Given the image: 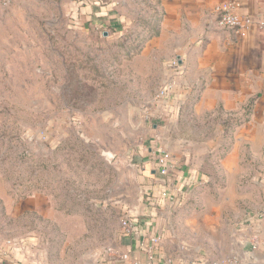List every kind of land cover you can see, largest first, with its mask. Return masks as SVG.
Masks as SVG:
<instances>
[{"label":"rangeland","instance_id":"374dc122","mask_svg":"<svg viewBox=\"0 0 264 264\" xmlns=\"http://www.w3.org/2000/svg\"><path fill=\"white\" fill-rule=\"evenodd\" d=\"M79 1H0V246L20 264L120 259L121 218L141 195L133 160L154 145L177 160L190 154L206 176L174 190L172 172L169 195H151L164 200L152 216L165 219L170 255L186 264L232 255L247 218L264 217V127H254V142L235 141L252 99L242 110L193 111L194 85L185 102L163 100L177 101L165 104L174 115H148L166 81L182 89L169 41L198 27L192 13L234 33L216 19L220 1L90 0L104 7L101 22ZM243 1L241 13L264 21V0ZM153 124L157 133L144 134Z\"/></svg>","mask_w":264,"mask_h":264},{"label":"crops","instance_id":"0c3cea01","mask_svg":"<svg viewBox=\"0 0 264 264\" xmlns=\"http://www.w3.org/2000/svg\"><path fill=\"white\" fill-rule=\"evenodd\" d=\"M79 2L81 3V12L85 13L87 20L101 22L100 19L96 18V13L104 11L103 6L94 7L95 5H92L93 2L91 3L90 0H80ZM197 2L205 7L208 4L211 6L215 0H197ZM243 3L242 0L240 10L244 9ZM198 11L196 14L192 13L191 15L194 19H191L192 21L198 20L200 23L198 27L196 28L194 25L190 28L187 27L188 30L182 40H175V37V42L172 39L169 41L170 52L176 51L177 56L180 57V61L184 65V73L180 81L182 89L179 88V93L175 92L172 96H175V98L181 97L182 102H185L192 95L187 87L199 85L201 90L198 95L197 93L195 95L192 109L199 112L209 110L217 103L224 110H242V105H246L248 98H251V110L247 116L248 120L244 124L245 131L236 134L235 141L254 142V127H264V36L256 29L249 33H233L229 30H220L212 21V17L209 19L206 13L202 14L200 10ZM117 24L115 23V26H119ZM169 78L170 76L167 79ZM178 80H180L179 77ZM254 94L256 95L255 98ZM227 99L230 100L229 104L225 103ZM169 100L167 103L162 100L158 101L157 107L151 108L152 114L148 111V115L163 116L165 113L174 115L173 106H168V108L165 104H173L175 110L177 101L174 99ZM157 130L155 124L152 125L151 129L145 125L144 134L157 133ZM153 146L148 145L145 155H141L142 157L136 155L133 160L134 165L139 167L142 177L140 198L159 194L164 189L156 168L150 161L154 150ZM193 158L190 154L188 158L185 156L182 160L175 158L178 161V166L173 171V177L169 179L173 182L171 187L178 189L180 186L190 185L191 182H203L206 179V176L194 167ZM167 183L169 182L167 181ZM157 201L159 205L164 200L158 198ZM152 215H154L153 211L150 214L148 213L146 217L141 218L138 229L132 235L121 234V237H123L122 252H129L141 264H186L187 258L180 259L175 255H170L171 249L170 247L167 248V231L164 230L163 223H165V219L163 216L154 217ZM149 233L158 234L159 236V242L155 245L152 261L148 259L144 251ZM243 237L241 249H235L232 255L225 258L233 257L238 264H264V217L254 221H249L247 218ZM253 237L259 242V245L254 249L251 245ZM5 246H0V264H20L17 262L19 261L18 257L13 256V251ZM105 264L128 263L118 259L114 262H105Z\"/></svg>","mask_w":264,"mask_h":264},{"label":"built area","instance_id":"2783aa9c","mask_svg":"<svg viewBox=\"0 0 264 264\" xmlns=\"http://www.w3.org/2000/svg\"><path fill=\"white\" fill-rule=\"evenodd\" d=\"M2 3H10L11 0H0ZM241 3L237 0H224L216 3L213 7V12L216 16V19L220 25L228 29L233 30L235 33L249 32L253 26L264 27V21L256 19L253 15L243 14L240 12ZM175 70L178 73L182 72V68L178 65V62H175ZM170 82V83H169ZM165 82V85L162 86L160 90L155 95V101H163L172 97L175 94V84L170 80ZM150 161L154 164L156 172L161 179V182L164 185V189L161 190L159 197H167L169 195V188L171 184L167 183L168 177L173 170L178 166V161L171 155L167 150L160 148H155L152 151ZM169 185V186H168ZM173 188V187H172ZM176 190L175 188H173ZM172 191V190H171ZM158 197V198H159ZM158 198H153L151 196L146 197V200L143 202V212L139 213V207L141 205V198L138 202V205L135 209L128 210L121 218L122 233L123 235L130 236L136 232L138 229L139 220L143 217H146L148 213L155 208L158 204ZM147 243L144 245V251L150 261L153 259L155 252V245L159 242L158 234L149 233L147 235ZM252 248H256L259 245V242L256 238L251 239ZM119 258L122 261H126L128 264H141L138 259L132 257L129 252H121ZM96 264H105L103 260H100ZM208 264H238L237 261L233 258H224L220 260L211 261Z\"/></svg>","mask_w":264,"mask_h":264},{"label":"water","instance_id":"95a60500","mask_svg":"<svg viewBox=\"0 0 264 264\" xmlns=\"http://www.w3.org/2000/svg\"><path fill=\"white\" fill-rule=\"evenodd\" d=\"M141 199H142V200H141V205H140V207H139V213H140V214L144 213V212H143V209H142V208H143V205H142V204H143V202L146 200V196H143Z\"/></svg>","mask_w":264,"mask_h":264}]
</instances>
